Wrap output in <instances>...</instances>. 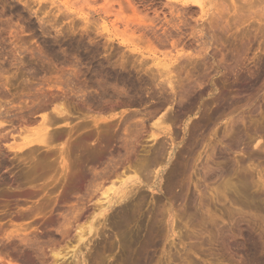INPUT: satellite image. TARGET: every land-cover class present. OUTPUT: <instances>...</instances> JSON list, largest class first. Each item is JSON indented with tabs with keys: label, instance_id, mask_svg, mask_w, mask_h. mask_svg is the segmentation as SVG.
<instances>
[{
	"label": "rangeland",
	"instance_id": "374dc122",
	"mask_svg": "<svg viewBox=\"0 0 264 264\" xmlns=\"http://www.w3.org/2000/svg\"><path fill=\"white\" fill-rule=\"evenodd\" d=\"M200 1L202 9L192 0H0V111L8 109L6 116L0 115V264H7L10 257L20 263L21 247L31 253L20 243L22 235L30 239L40 235L39 241L45 243L49 254L57 240L52 234L57 221H63L77 201L89 210L94 208L109 180H101L102 188L89 187L86 180L75 181V189L68 190L70 177L86 161L87 180L91 178L110 165V150L122 159L126 153L124 167L133 164V155L128 157L122 139H117L125 135L124 129L129 133L135 122L144 119L146 127L165 111L175 119L170 127L180 138L181 122L186 119L188 128L203 116V110L209 116L195 126L194 144L179 165L180 186L171 193L162 189L168 169L162 174L161 191L141 186L139 195L145 198L127 223L126 241L109 222L103 229L102 238H107L108 246L112 244L104 264L117 263L122 242H127L123 245L129 251L137 241L153 243L147 248L146 264H252L248 234L259 249L255 258L264 264V67L258 79L245 78L246 67L264 58V1ZM207 38L213 47L206 52L215 58L211 67L222 58L223 64L234 67H210L206 78L212 80L199 81L196 92L183 98L181 104L163 102V96L154 94L150 84L138 91L127 87L123 96H115L107 86L108 93L99 96L96 83L112 84V62H125L127 71L143 64L144 69L156 73L157 82L165 83L171 74L173 80L178 78L182 71L178 63L187 64L184 56L173 58L182 46L191 44L184 49H198ZM234 58L239 61L232 63ZM187 66L182 71L185 74L192 64ZM168 67L174 71L167 72ZM237 71L245 73L244 79ZM234 77L240 82L233 83ZM41 91L50 94V101L43 99ZM42 100L50 103L48 116L56 103L69 104L70 117L67 123L57 124L56 130L50 129L56 138L53 135L48 145L32 143V150L21 148L26 130L41 121L35 103L43 104ZM88 103L94 106L90 110ZM237 112L243 118L236 124L235 135L224 136L225 122ZM27 119L36 122L29 125ZM144 130L136 136L144 147L137 145L140 152L153 144L146 136L147 127ZM103 132L106 134L101 135ZM103 136L104 150L98 154ZM257 136L259 141L253 139ZM225 179L245 189L254 184V192L249 189L254 198L237 195L238 202L234 192L223 194ZM219 191L222 194H216ZM169 204L174 214L172 230L167 226ZM128 245H132L130 249ZM6 251L12 256L6 257Z\"/></svg>",
	"mask_w": 264,
	"mask_h": 264
},
{
	"label": "bare ground",
	"instance_id": "6f19581e",
	"mask_svg": "<svg viewBox=\"0 0 264 264\" xmlns=\"http://www.w3.org/2000/svg\"><path fill=\"white\" fill-rule=\"evenodd\" d=\"M192 1L198 2V4L201 6V9L203 8L201 1L200 2H199V0H192ZM206 33H208V32H206ZM208 41H209V39L207 41H203V46L201 48L198 45V47H197L198 49L194 48L192 50H190V49L185 50L184 47H187V45H188V44H185L184 46H182V49L180 50L181 53H179V51H178L179 54L176 53L177 55H175L173 57V58H175V60H179L180 57L184 56L185 58L183 60L187 63L186 65H181V63H183V61L181 63H178L177 64V66L179 67L178 69H181L182 71H184L185 66H187L188 64H192V67L189 66L191 68H188L189 70L188 69L186 70V74L179 70V73L177 74L178 78L176 77V80H173V78H175V76H172V74H171V77L169 76V79H166V82L164 81L165 83H163V82L160 83V82H157V78L155 77L156 73L154 75V72L152 74L149 72L150 71L149 69H146V68L144 69L143 64L141 66L143 69L140 67V65H138V67H140V68L137 69V67H135L136 69L134 68L133 69L134 71H131V69L129 71H127V69H125V68H128V67L125 66V64H124L125 62L121 61V62L115 63V64L112 62V71L114 73L110 79L112 84L111 83H96L97 85L99 84L98 85L99 87L97 88V90L100 89L99 92L98 91L97 92L99 93L100 97L104 96L106 93H108L107 86H111V88L114 90V92H113L114 95L116 94L115 96H117V94H120L123 96V94H126L127 87L130 88V90H132V89L134 90V88H137L135 91H138L144 85L150 84L149 86L153 90L154 94L158 93L159 95L161 94V96H163V98H164L163 102L171 104L173 101H175L176 104H181L183 98H186L187 96H191L190 94L193 95L196 92L195 91L196 87L198 85H200L199 81L202 80V82H200V83L203 84V79L206 78L210 74L209 68L213 65L215 58L214 59L211 58V56H209V52L208 51H207L208 53L206 52L208 47H210L212 45L211 43H209L211 40L209 42ZM179 44H181V43L179 42ZM190 45H188V47ZM172 46H173V44H172ZM179 46H181V45H179ZM212 47H213V45H212ZM191 48H193V47H191ZM203 52H204V54H203ZM213 52H214V50H213ZM184 53H187V54H185L186 56L184 55ZM214 54H215V52H214ZM222 59H220V60L217 59V62L215 61L216 62L215 66H213L211 68L216 67L219 69V67L222 65L221 67H223V68L226 67L227 69H229L228 66H230V65H228V63H225L228 66L223 64L225 61L223 62ZM226 59L228 60V58H226ZM261 59L262 60L258 63L256 62L253 65V67H248V68L246 67V69H247L246 73L248 75L245 77L246 79H247V77H248V79L250 77V79L252 78L253 80H256L261 76V71H262V68L264 67V62H263L264 58L261 57ZM227 60H226V62L229 61V60L228 61ZM236 60H237V62L239 61V59L234 58V61H232V63L233 62L237 63ZM219 61H221V62H219ZM160 63H162V62H160ZM166 63H165V66L167 68V66H169V65H167L168 63L167 64ZM169 64H172V62H169ZM132 65H134V64H132ZM102 66H104V65H102ZM135 66H137V65H135ZM173 68H177V67L174 66ZM201 68L203 69L204 72L200 71ZM216 68L214 70H217ZM232 68L230 66V70ZM192 69L194 71H196L197 74H195ZM141 70L143 71V73H139ZM230 70H229V72H231ZM170 71H174V70L173 69L171 70V68L169 70V67H168L167 72H170ZM232 71H234V70H232ZM180 72L184 73V76H180ZM234 72H236V70ZM238 72L239 71H237V74H238ZM238 75H241V77H239V78L244 79L245 73H244V75L241 73ZM242 75H243V77H242ZM235 78L236 77L233 78V81H235L233 83H236V80H237V83H239L240 82L238 80L239 78L236 80H235ZM206 80L209 81L210 79L208 80L206 78ZM212 82H214V81H212ZM242 82H244V80H242ZM85 85L87 87L86 83H85ZM212 86H213L212 87V91H213L214 90L213 88L215 85L212 84ZM78 88H79V86H78ZM87 89H88V87H87ZM87 89L85 88V90H87ZM79 90L80 89H76L75 91H79ZM82 90H80V91H82ZM167 91H170L169 94L171 93V95H168ZM41 92H43V91H41ZM102 92L104 95L102 94ZM46 93L47 92L42 93L43 99H45V98L49 99L50 94H49V96H47ZM76 93L77 92H74L73 95H75ZM110 94H112V92ZM201 94H203V93H201ZM207 94H210V91ZM77 95H80V94H77ZM83 95H84V92H83ZM35 96L37 97V94H35ZM124 96H126V95H124ZM169 96H171V97H169ZM42 97H40V98L42 99ZM79 97L81 98V96H79ZM37 100H38V98H37ZM45 100H42L43 104H41V101L40 102L38 101L39 104L37 102L35 103L36 106L38 105L36 107L37 111H41V121L37 125H35L34 128H32L30 130H26L25 135L23 136L24 143H23V146L21 148L27 147L29 150H32L33 149L31 146L32 143L48 145V143L52 142L53 138L55 137V135L53 133H51L52 130L50 131V129L56 127L57 124H60L62 122L67 123L66 121L68 120V115L70 117V112H71V110L69 112V109L67 107L69 104L66 106L63 103H61V104L56 103L51 108L52 114L50 116H48L47 115L48 113L46 114V109L49 107L50 99H49V101H47L49 104L47 102H43ZM83 102H84V100H83ZM32 103L34 104V102H32ZM220 104L218 102V105H220ZM93 105H92V107H94ZM87 107H88V110H90L89 107H91V106L89 103L87 104ZM36 108H35V106H33V109H36ZM97 108H98V110H100L99 109L100 106H98ZM206 108H207V106H206ZM5 110H8V109L5 108ZM5 110H3V112L0 111V115L1 114L4 115V113L7 112ZM203 111H204L203 116H201L200 119L197 118L195 123L193 122L194 124L192 123L193 125L188 126V128H186L187 127V120L186 119L181 122V130L183 131V134H182V136H180V138H179L178 134L170 127V124L175 123L174 122L175 119H173V117L170 114H168L167 112L164 113L165 112L164 111L163 115L156 119L157 121L146 126L147 127L146 133L148 134L146 136L149 137L150 140L153 141L152 142L153 144L150 143L151 145L149 146L148 149L141 150L144 152H140L139 148L137 149V147H138L137 145H140V144L137 143L136 136H137V134L143 132L142 130L146 129V127H145L146 124L145 125L143 124L145 119L139 120L135 123L133 122L134 125H133V123L131 124V125H133L131 132L127 133L128 131H126L124 129L125 135L117 138V139H122V142H123L122 146L125 148L127 155L129 153H131V155H133V161L131 159L133 164L128 165L126 163L128 166L125 165V167L127 166V168H125L124 164H123V162L126 161V159H124V157L126 156V153L123 155L124 157L122 159L121 158L122 155L121 156L118 155L119 153H116L115 150H110L111 155H112L111 156L112 159H110V165H106V166L102 167V169L100 171H97L96 173H94L91 178H88V180H87V177H88L87 170L85 168V162L86 161L84 163H80L77 166V168H75V171H74L72 177H70L72 179V183L70 184L68 190L75 189V181L81 183V182L86 180L87 186H89V187H94V186L99 187L100 186V188H102L103 182L101 180L102 179L109 180L108 181L109 185L107 187H104L99 193L100 197L96 198V202L97 201L98 202L96 203L94 208H92V210H89L88 205H86L83 202L77 201L78 203L77 204L75 203L76 206L74 205L75 207H73L74 210H72V212L69 213L68 216L64 217L63 221L62 220H61V222L57 221L56 229H55L54 233H52L55 237H57L56 238L57 240H55L56 245L54 244L49 249V254L46 253L48 248L45 245V243L39 241L40 235L39 236L34 235V238H31V239L28 237H25V235H22L23 237H21L19 235L21 237L20 238L18 236L20 238L19 239L20 243H23L26 247L28 246L30 248L31 253L25 252L23 250V248L21 247V249L23 251L19 249V252H18V258L19 259L21 258L20 259L21 262L16 263L15 261L12 262V259H11L12 257H10L12 255L9 253V251H6V254L8 255V256L6 255V257H10L7 264H104V260L106 259V257L109 254L108 252H111L110 249L112 248L111 247L112 244L111 245L109 244V246H108L107 243H109V242L107 241V238H102V235L103 234L105 235V233H103L104 232L103 229H105L104 227L106 226V224L110 223L112 226V229L115 231V233H119V234L121 233L123 236L122 239L125 238V241H126L127 237H126V235L124 236V234H126V231H127L126 230L127 229V223L129 221H131L132 215L135 212H137L138 209H140V206L142 205V201L145 198V196L139 195L141 186L144 185L150 191H161L162 174H163V171H165L166 169H168V172H167L168 177H167V179L165 177V179L167 180L166 185L164 187H162V189L164 188L165 193H171L173 188H175L176 186H180V185H178V182H177V178L180 175L179 165H180V163L184 157V153H186L189 150L188 147L190 148L194 144L191 142V140H192L194 132H195V128H196L195 126L198 122L203 123L202 121H205L209 116V115L205 114V110H203ZM238 114L239 113L237 112V115L234 114L231 118H229V120L227 119L228 121L225 122L226 127L224 128L225 132H223L224 136L225 135H228V136H234L235 135V131L237 130L236 124L238 123V121H242V118H243L242 115L238 116ZM5 116H6V113H5ZM26 122L29 123V125H31L32 123L34 124V122H36V120L35 119H27ZM104 132H105V130H104ZM104 132L101 135H105L106 133L104 134ZM53 135H54V137H53ZM99 135L100 134H98V136ZM165 138L168 141L167 144H166L167 141H163V139H165ZM258 138H259V136L254 137L253 139L257 140ZM258 141H259V139H258ZM258 141L254 142L255 145L258 143ZM103 142H104V136L101 137L100 141L98 142L99 144H98L97 150H96L98 154L103 153L104 149L102 148V146H105L104 144H102ZM179 145H181V146H179ZM141 147H143V146H141ZM258 147H261V145H258ZM235 148H236V146H235ZM176 149H178V151ZM226 149H228V148H226ZM231 149H229V150H231ZM175 152L177 154H175ZM129 155H128V157H129ZM174 155H175V157H174ZM211 156H212V150L209 154H207L205 164L208 165L207 162H208L209 158H211ZM131 158H132V156H131ZM129 161L130 160H128V163H129ZM167 166H168V168H167ZM122 167H124V169ZM120 168H122L123 170L118 171ZM128 171H129V173H130V171L132 173L129 174V173H127ZM240 178L241 179L244 178L243 175ZM226 181H228V180H226ZM238 181H239V179H238ZM253 187H254V184L251 186L249 185V188L247 186V188L245 189L244 186H242L241 184H236L235 182L230 183L228 181L222 185V188H223L222 192H223V194H225L227 191L234 192L235 193V195H233V196H235L234 200H238V202H239V198L237 197V195L244 196L245 198H247L248 196L253 197L251 194H249V189L252 192H254V190H252ZM222 192L219 191L216 194H218V193L222 194ZM169 205H170V207L168 209L169 214H168V218H167V226H168L169 230H170V228L172 230L173 229L172 225H173L174 214L172 212L171 204H169ZM203 212H205V211H203ZM47 234H49V233L47 232ZM41 236H43V235H41ZM248 238L250 240L249 252H250V255L252 256V264H259L258 260L255 258V256L258 254L259 249L256 246V244L254 243V241H253L254 239H253L251 234H248ZM122 239H121V241H122ZM124 243L122 242L121 248L119 247L120 250L121 249L122 250H121V254L119 255V260L117 261L116 264H146L147 263V260L149 258L148 253H147V248L151 247V245H153V243L137 241L134 244L135 248H133L134 246H132V245H128L129 249L131 248L130 246H132V249H130L129 251H128V249L125 248L127 246L126 245L127 242L125 243L126 246L123 245ZM56 246H59L58 250L55 249ZM60 246L61 247L63 246V247L61 248ZM25 249H28V248H25ZM3 253H1V254H3ZM106 253H108V254H106ZM4 255H5V253H4ZM0 259H1V257H0Z\"/></svg>",
	"mask_w": 264,
	"mask_h": 264
}]
</instances>
